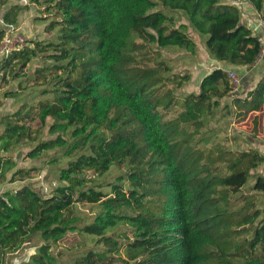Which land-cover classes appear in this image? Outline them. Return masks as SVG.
<instances>
[{"label":"trees","instance_id":"trees-1","mask_svg":"<svg viewBox=\"0 0 264 264\" xmlns=\"http://www.w3.org/2000/svg\"><path fill=\"white\" fill-rule=\"evenodd\" d=\"M33 1L44 12L36 18L52 17L44 31L58 33L15 48L0 71L18 77L34 60L43 63L36 73L52 62L55 75L28 90L44 96L36 116L49 136L22 121L30 95L10 90L24 99L0 120V184L30 177L34 167L16 168L9 153L24 142L35 143L26 157L66 163L47 194L30 181L0 190V264H101L121 248L131 264H264V170L257 171L264 154L252 144L229 148L219 126L263 106L264 70L244 94L231 92L226 72L212 68L197 91L180 95L169 85L180 78L160 59L166 46L195 53L190 26L211 58L253 64L258 37L238 7L220 0ZM247 3L264 16V0ZM164 8L182 11L187 22L176 24ZM2 18L12 24L14 17ZM251 133H258L257 116ZM77 203L98 207L90 221L75 215ZM68 234L90 237L72 258L53 250Z\"/></svg>","mask_w":264,"mask_h":264},{"label":"rangeland","instance_id":"rangeland-1","mask_svg":"<svg viewBox=\"0 0 264 264\" xmlns=\"http://www.w3.org/2000/svg\"><path fill=\"white\" fill-rule=\"evenodd\" d=\"M43 1V0H39ZM222 3H229L230 0H220ZM17 5V6H16ZM16 6V7H14ZM14 11L16 12V16H14ZM165 13L170 14L173 13L176 16V24H178L180 21L187 22L185 16L183 15L182 11H173L169 8H164L163 10ZM10 13V17L13 18L12 24L5 23L3 21V14L4 13ZM44 12H41V9L38 5H36V2L33 0H0V27H3L6 31L9 29L10 26L16 27L18 29V32L23 36L25 43L24 44H31L33 40H43L45 38H52L57 35L58 29L54 28L50 34H47L44 31L45 24L47 21L52 17H48L45 20L38 19L36 16L42 15ZM5 32V31H4ZM188 36L193 39L196 42V50L195 53H191L185 49L176 47V46H166L160 48L161 56L160 59L163 60L166 66L169 67L168 74L172 76H177V78H180L179 83L172 84L169 82V85H173L175 87V91L178 94H185L191 91H197L198 90V84L200 81V78L202 74L205 71H208L211 66L208 62V55L206 53V50L203 46L202 39H204V36H201L197 33L194 29H191L190 26L187 29ZM23 44V45H24ZM22 45V46H23ZM49 68L43 70L42 72L36 73L34 70L37 67L43 66V63L37 60H34L29 67L24 68L22 71H19L18 74L20 76L14 77L12 73L5 75V77L2 78V70L0 71V120L1 118L9 114L11 112H14L18 107L23 104L22 100L24 98H21L19 100H15V97H12L11 95H7L10 90L14 92H20L23 96L25 93H27L28 98L26 99V104H28L30 108V113L28 117H22V121L26 122L29 126H31L34 130H40L41 136L47 137V127H42L40 124V121L38 117L36 116V112L38 111V103L39 100L44 98V96L36 95L31 96V93L29 91L31 90V87L35 83H44L48 78L52 77L56 73V69L54 68V65L52 62L47 61L45 62ZM24 79H28L26 81V85H28L29 89L22 90L20 87L21 82L24 81ZM21 80V81H20ZM20 81V83H19ZM29 90V91H28ZM18 101V102H16ZM25 112L19 114L17 117L24 116ZM253 112H251L248 115V119L242 121V122H234L230 117H225L219 124V126L223 127V131L221 132L220 136H226L227 140H223V142L229 147V148H238V149H245L248 147V144L246 143V140L250 139V143L254 146H258L257 148L262 149L264 151V143L259 142L258 140H262L263 138H259V131H264V108L261 112H259L256 116L258 119V133L256 136H253L251 133V127H252V117L255 115H252ZM31 117H33L31 119ZM2 128V127H1ZM0 129V133H1ZM248 134V135H247ZM49 136V135H48ZM258 139V140H257ZM35 143L30 142H24L23 144H18L14 147V149L9 152L12 154V156L15 158L17 167L16 168H25V170H28L30 168H33L30 171V177L24 178L23 180L19 179L20 175L17 174L14 176L13 180L10 181L7 180L3 183L2 186H0V190H6L11 187H16L19 184H22L24 182H32L33 186L36 188H39L40 190L43 189V186H46L47 193H49L51 187L53 185L57 184L56 176H57V170L60 166L64 165L66 163L65 158H59L55 163L53 164H46L44 159L42 157L31 159L26 157V152L34 145ZM50 155H55L53 150L49 151ZM11 156V155H10ZM264 170V164L259 168V172ZM46 177V180L44 179V176ZM10 176V174H9ZM8 176V177H9ZM254 181V176L250 175L247 179V183L242 187V191H248L250 187H252ZM260 197V205L264 203V192L259 193ZM98 207L94 204L89 203H77L75 208V215L79 216L82 221L88 222L90 221ZM122 210L126 211L127 213L131 212V209L129 207H123ZM89 240L90 237H82L80 235H74V234H68L63 240H61L59 243L53 246V250L55 253L64 251V254L69 258L73 257V249L78 245V242L81 240ZM87 247L82 245L80 248H78V252L82 254L84 250ZM27 251V250H26ZM20 258L16 257L15 259ZM126 252L123 248L120 249L119 252L108 254L105 259H103V263L101 264H131L126 263L124 260H127ZM129 260V259H128ZM13 264L15 263V260H12ZM4 264H7L4 262ZM211 264V263H206Z\"/></svg>","mask_w":264,"mask_h":264},{"label":"built area","instance_id":"built-area-1","mask_svg":"<svg viewBox=\"0 0 264 264\" xmlns=\"http://www.w3.org/2000/svg\"><path fill=\"white\" fill-rule=\"evenodd\" d=\"M245 1L247 3V0ZM240 4H241L240 2H234V5L236 7H238V5ZM263 28H264V16L262 17L257 12L256 24L254 28L252 29L253 33H255L258 37V42H259V47H260L256 61L260 60L264 55V30ZM7 30L8 31L5 30L3 36L0 39V61L8 57L9 54L15 48H19L25 43L23 36H21V34L18 32V29L16 27L10 26L9 29ZM212 68L223 69L227 74L230 91L238 92V90L241 87L242 77L234 66L232 67L230 64L227 63V64H222V65L216 64ZM43 189L45 193L48 191L46 186H43Z\"/></svg>","mask_w":264,"mask_h":264},{"label":"crops","instance_id":"crops-1","mask_svg":"<svg viewBox=\"0 0 264 264\" xmlns=\"http://www.w3.org/2000/svg\"><path fill=\"white\" fill-rule=\"evenodd\" d=\"M234 2H240L241 3L240 5H238V9H239V11L241 13V15H240L241 16V18H240L241 21H243L251 29H253L255 24H256L257 11L251 5L246 3L245 0H230L229 4H234ZM263 30H264V28H263ZM207 55H208V53H207ZM208 59H209L208 62L210 63V66H211V68L209 70H211L212 67L214 65H216V64H219V65L227 64L226 62L215 60V59L211 58L209 55H208ZM234 67L236 68V70L239 72V74L242 77L241 87H240L241 88V90H240L241 92L240 93L244 94L245 90H247L248 88L253 87L256 84L258 78L260 77V74L264 70V55H263V57L260 60L256 61L255 63H253V64H251L249 66H238V67L234 66ZM208 71H205L202 74V76ZM263 108H264V104L259 110L252 111L253 112L252 115L256 116L259 112H261L263 110ZM248 115H247V117L244 120L248 119ZM244 120H242V121H244ZM242 121H240V122H242ZM258 136H259V138H263L264 137V132H260L259 131V135ZM250 139L251 138L246 140V143L248 144V146L251 144L250 143ZM258 141L264 143V139H262L261 141L260 140H258ZM262 146L264 147V145H262ZM260 151L264 154V151L262 149H260ZM2 185H3V183L0 184V186H2ZM11 188H15V187H11Z\"/></svg>","mask_w":264,"mask_h":264}]
</instances>
